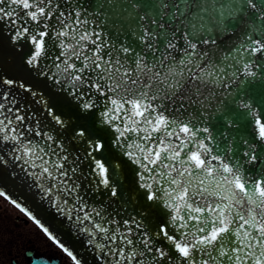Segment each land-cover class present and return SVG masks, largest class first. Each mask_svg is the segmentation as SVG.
Masks as SVG:
<instances>
[{"label":"snow or ice","instance_id":"snow-or-ice-1","mask_svg":"<svg viewBox=\"0 0 264 264\" xmlns=\"http://www.w3.org/2000/svg\"><path fill=\"white\" fill-rule=\"evenodd\" d=\"M114 2L107 0L109 5ZM126 2L131 3L134 12L125 8L126 19H111L113 29L119 28L121 36L127 33L118 44L112 43L103 31L107 25L94 24L72 0H65L70 5L67 12L58 11L62 6L54 0H0V22L11 21L16 26L15 39L30 36L35 49L27 64L37 66L49 32L33 28L30 33L29 18L43 29L49 27L47 21H54V37L60 38L58 46L62 50L56 59L64 57L55 67L61 74L67 73L65 78L73 90L83 87L106 98L100 103L105 107L103 115L109 123L126 121L123 128L115 127L119 133L115 138L117 144L121 137L130 139L125 133L135 134L136 138L128 147L143 154L136 155L134 160L143 168L139 179L147 181L150 177L157 185L155 190L152 183L145 182L141 187L147 189L148 200L164 201L165 207L173 213L171 221L175 232L170 233L168 227L161 225L157 235L165 237L186 264H264V155L258 157L255 145L247 140L244 143L248 148L240 154L247 159L230 155L233 153L230 142L223 147L217 144L214 152L210 145L214 137L209 134V121L203 111L189 119L183 103L175 109L177 115L172 114L171 104L165 107L163 102L153 103L177 97L185 78L196 85L197 95L202 91V84L211 83L217 89H223L211 93L221 98L214 109L216 123L226 129L238 125L240 117L251 116L258 127L259 139L264 141V120L254 108L257 93L260 103L264 104V4L246 0V6L238 3L233 7L216 4L214 0L203 4L191 0L181 7L176 0H160L157 19L150 7L155 0ZM141 4L146 5L143 10ZM98 5L99 9L104 7V3ZM193 8L204 14L195 23L191 22L196 20L190 11ZM18 9L26 10L20 17L23 23L16 19ZM136 14L139 20L133 24L131 21L136 20ZM225 14L229 17L227 23L223 20ZM225 34H231V44L228 39L222 40ZM218 41H221L219 45ZM236 81H240L239 86L228 91ZM4 83L10 85L13 81L5 80ZM20 87L24 86L21 84ZM85 94L94 101L92 93H81ZM92 107L91 102L84 104L85 109ZM16 119L23 121L24 117L17 115ZM12 125V119L7 116L0 119V139L21 145L23 156L27 157L23 163L30 164L34 170L39 169L29 175L51 181L46 189L43 184L40 187L48 194L54 189L57 193L78 192L79 184L66 183L72 181L70 172L78 171L76 167L70 170L65 167L63 161L68 157L52 159L55 149H46L30 141L22 143L21 134ZM79 135L83 137L85 132L80 131ZM219 135L223 137L226 133L221 131ZM104 147L97 142L92 150L99 152ZM126 155L132 157L134 153L126 151ZM93 160L97 175L102 177L101 183L108 186V169L100 160L95 157ZM258 160L261 166L257 170L247 167ZM157 176L164 183L156 179ZM116 194L113 188L112 195ZM0 195L4 193L0 192ZM75 201L77 214L84 212L82 217L77 215L78 220L90 221L93 214L100 216L99 210L86 209L82 197H75ZM13 203L59 244V240L28 209ZM62 203L67 205V199ZM72 210L69 208V212ZM108 223L116 222L106 223L101 217L99 222L93 223L96 231L92 234H105L103 239L110 242L109 251L114 255L115 264H132L133 261L150 264L144 258L146 252L153 251L147 233L138 241L143 245V249L138 250L130 238L132 228L128 221H124L125 231L119 227L110 230ZM136 227L140 225L136 223ZM98 247L103 249L105 245ZM64 251L76 260L71 251L67 248ZM156 253L153 260L168 256L160 248ZM34 264H46V261L38 258Z\"/></svg>","mask_w":264,"mask_h":264},{"label":"water","instance_id":"water-1","mask_svg":"<svg viewBox=\"0 0 264 264\" xmlns=\"http://www.w3.org/2000/svg\"><path fill=\"white\" fill-rule=\"evenodd\" d=\"M132 2L140 3L141 0H132ZM176 2H179L183 7L186 3H191V0H176ZM208 2H213V0H199L201 4ZM214 2L216 4H231L233 7L238 3H244L246 6V0H214ZM254 2L264 4V0H254ZM54 3L61 4L62 7L58 11L67 12L70 8L65 0H54ZM72 3L94 24L107 25L103 31L108 34L112 43L118 44L127 35L124 33V36H121V30L113 29L111 25L112 17L127 18V13L124 12L125 8L128 12H134L131 3L126 0H115L112 5H109L107 0H72ZM101 3H104V7L99 9L98 4ZM145 6L141 4V9L143 10ZM159 6L160 0H155L150 5L154 13L157 14V19H159ZM170 7L175 10L174 4H171ZM25 11L18 9L19 16L16 19L19 23H23L20 17L24 16ZM190 11L196 16V20L191 21L192 23L204 15L196 8ZM138 20L139 15L136 14V20L131 23L134 24ZM223 20L225 23L228 22L227 14ZM167 22L171 23V20ZM200 22L203 23V21ZM47 23L49 27L43 29L30 21L29 18L30 33L33 28L49 32V37H45V51L39 58L38 65L33 66L27 64V60L35 49V46L30 42V36H26L24 39H15L16 26L12 25L11 21L0 22V105H3V108L0 109V112L3 113L0 115V119H4L5 116L12 119V126L16 127L21 134L22 143L30 141L31 144H38L46 149L49 147L55 149V153L51 154L52 159L58 160L67 156L68 159L63 161L65 167L69 170L76 167L78 171L75 174L70 172L72 181H66V183L79 184V190L75 194L57 193L55 189L51 194L46 193L40 185L43 184L46 189L51 181L29 175V172L39 171V169L34 170L30 164L23 163L27 157L23 156V148L20 144L2 139H0V190L28 209L48 228L64 248L72 252L80 264H115L114 255L109 251L110 242L103 239L105 234L99 232H96L95 235L92 234L96 231L93 223L99 222L101 217L105 218L106 223L116 222L108 223L110 230L119 227L121 231H125L127 226L124 225V221H128L132 228L130 238L133 239L138 250L143 249V245L138 241L144 238V234L147 233L153 251L146 252L144 258L150 264H165V261L167 264H186V261L175 252L171 243L162 235H157L161 225L168 227L170 233L175 232L171 221L173 213L168 207H165L164 201L148 200L147 189L141 187V184L145 182L152 183L153 190H155L157 185L150 177L147 181L139 179L143 168L134 163V160L136 155L142 156L143 154L128 147L132 139L136 138L135 134L125 133V136L130 139L125 140L121 137L120 143L117 144L115 138L119 136V133L115 131V127L123 128L126 121L109 123L103 115L105 107L100 103L106 99L105 97L92 92L91 89L81 87L75 91L68 86V81L65 78L67 73L61 74L55 67V65L61 64L64 59V57H61L60 60L56 59L62 51L58 46L60 38L54 37V21L49 20ZM223 39H228L230 44L233 42L231 34H225ZM220 43L221 41L217 42L218 45ZM254 70L256 69L254 68ZM241 79L244 78L241 77ZM5 80L13 81V83L6 84ZM256 80H259V76ZM21 84L24 87H20ZM239 84L240 81H236L228 91L238 87ZM195 87L193 82L187 81L185 78L177 97L172 100L161 99L153 103L163 102L165 107L171 104L173 115H177L175 109L183 103L184 109L189 113V119H192L195 113L203 111L209 121V134L214 137L210 142L214 152L217 144L223 147L230 142L233 149V153L230 155H239L241 160L247 159L240 155L248 148V144L244 143V140H247L248 143L255 145L258 157L264 155V141L259 139L258 127L251 116H242L239 118L238 125L234 124L222 129L216 123L214 115L215 106L220 104L221 98L218 95L213 96L211 93L223 89H217L211 83L202 84V91L197 95ZM81 93H92V96L95 97L94 101L89 95H81ZM256 97L254 108L257 115L264 120V104L260 103L259 93L256 94ZM202 101L203 103H201ZM89 102L93 103V107L85 109L84 104ZM17 115L23 116L24 120L18 121ZM56 118L63 123H58ZM80 131L85 132L83 137L79 135ZM221 131H224L226 135L220 136ZM97 142L104 144L105 147L102 151L92 150ZM17 148L19 151L16 150ZM90 151L91 156L89 155ZM126 151H132L134 155L129 157L126 155ZM17 157H21V159L17 160ZM93 157L104 163L108 169V186L101 183L102 177L97 175L98 170H95ZM260 166L258 160L247 167L255 171ZM145 175L149 174L145 173ZM156 179L164 183L160 176H157ZM113 188L117 193L115 196L112 195ZM57 195H59V199H56ZM75 197H82L86 209L91 211L95 208L100 211V216L93 214L90 221L78 220L77 215L82 217L84 212L77 214L74 210L75 207H78ZM65 199L68 201L67 205L62 203ZM61 208L63 211L60 210ZM69 208L73 210L69 212ZM136 223L140 225L139 228L136 227ZM85 228L89 230L85 231ZM101 244L105 245L103 249L98 247ZM157 248L166 251L168 256L164 259L153 260L152 258L157 255ZM132 264H135V261Z\"/></svg>","mask_w":264,"mask_h":264},{"label":"flooded vegetation","instance_id":"flooded-vegetation-1","mask_svg":"<svg viewBox=\"0 0 264 264\" xmlns=\"http://www.w3.org/2000/svg\"><path fill=\"white\" fill-rule=\"evenodd\" d=\"M29 223L19 215L14 220L0 199V264H34L38 258L46 264H73L41 231L43 235L30 228Z\"/></svg>","mask_w":264,"mask_h":264},{"label":"rangeland","instance_id":"rangeland-1","mask_svg":"<svg viewBox=\"0 0 264 264\" xmlns=\"http://www.w3.org/2000/svg\"><path fill=\"white\" fill-rule=\"evenodd\" d=\"M0 199H1V203H2V205H3V207H4V209H8L9 210V213H10V215L11 216H13V219L15 220V216L16 215H19V216H21L22 217V214L21 213H19V211H17V210H15L14 208H13V206L11 205V204H9L5 199H2L1 197H0ZM29 227L30 228H33L34 230H36V231H38L39 233H41L40 232V230L33 224V223H29ZM41 235H43L42 233H41ZM44 237V236H43ZM69 262H70V260H68ZM71 263V262H70Z\"/></svg>","mask_w":264,"mask_h":264}]
</instances>
